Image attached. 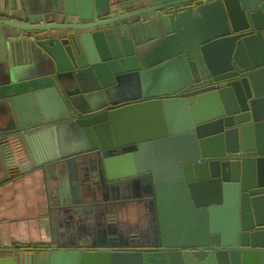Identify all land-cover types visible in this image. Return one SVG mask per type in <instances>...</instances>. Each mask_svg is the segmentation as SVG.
Masks as SVG:
<instances>
[{
	"label": "water",
	"instance_id": "obj_1",
	"mask_svg": "<svg viewBox=\"0 0 264 264\" xmlns=\"http://www.w3.org/2000/svg\"><path fill=\"white\" fill-rule=\"evenodd\" d=\"M22 2L0 16V152L44 170L54 239L0 264H264V0ZM146 187L154 241L63 242Z\"/></svg>",
	"mask_w": 264,
	"mask_h": 264
},
{
	"label": "crops",
	"instance_id": "obj_2",
	"mask_svg": "<svg viewBox=\"0 0 264 264\" xmlns=\"http://www.w3.org/2000/svg\"><path fill=\"white\" fill-rule=\"evenodd\" d=\"M22 1L0 0V16H21ZM8 170L0 152V249L51 246L54 233L44 170L34 168L10 181Z\"/></svg>",
	"mask_w": 264,
	"mask_h": 264
},
{
	"label": "flooded vegetation",
	"instance_id": "obj_3",
	"mask_svg": "<svg viewBox=\"0 0 264 264\" xmlns=\"http://www.w3.org/2000/svg\"><path fill=\"white\" fill-rule=\"evenodd\" d=\"M112 196L111 198L118 197L115 193ZM121 198L116 206L115 222L104 225V218L97 216L94 218V222H97L94 227L90 222L85 225L79 224L80 226L76 227L77 234L76 231H70L71 238L63 242L75 245L78 236L87 233L91 234L94 244L100 241L104 243L115 241L121 246L129 247L147 245L148 241H154L155 237L157 238L158 217L152 190L146 187L132 195L123 194Z\"/></svg>",
	"mask_w": 264,
	"mask_h": 264
},
{
	"label": "trees",
	"instance_id": "obj_4",
	"mask_svg": "<svg viewBox=\"0 0 264 264\" xmlns=\"http://www.w3.org/2000/svg\"><path fill=\"white\" fill-rule=\"evenodd\" d=\"M18 167L8 170L7 180H14L29 172L32 168L29 157L23 151H17Z\"/></svg>",
	"mask_w": 264,
	"mask_h": 264
},
{
	"label": "built area",
	"instance_id": "obj_5",
	"mask_svg": "<svg viewBox=\"0 0 264 264\" xmlns=\"http://www.w3.org/2000/svg\"><path fill=\"white\" fill-rule=\"evenodd\" d=\"M13 15H14V13L12 12L11 15H9V16H13Z\"/></svg>",
	"mask_w": 264,
	"mask_h": 264
}]
</instances>
